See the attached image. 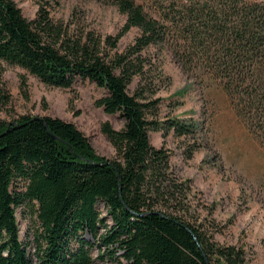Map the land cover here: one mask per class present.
Returning a JSON list of instances; mask_svg holds the SVG:
<instances>
[{
  "label": "trees",
  "instance_id": "1",
  "mask_svg": "<svg viewBox=\"0 0 264 264\" xmlns=\"http://www.w3.org/2000/svg\"><path fill=\"white\" fill-rule=\"evenodd\" d=\"M94 1L125 17L115 36L56 20L47 3L27 20L13 0H0V79L6 64L54 88L88 80L104 91L95 104L125 120L121 131L102 125L117 151L113 159L98 156L74 124L59 118L0 120V264H95L94 247L98 259L112 260L118 250L127 264H248L242 248L217 243L188 219L187 188L170 171L167 150L150 144L149 132L160 127L149 119L158 100L146 95L154 66L145 53L165 47L182 66L217 82L264 144V0ZM133 28L138 36L118 52ZM195 128L171 120L164 136L173 130L187 138ZM23 203L35 208L38 223L32 252L16 217Z\"/></svg>",
  "mask_w": 264,
  "mask_h": 264
},
{
  "label": "rangeland",
  "instance_id": "2",
  "mask_svg": "<svg viewBox=\"0 0 264 264\" xmlns=\"http://www.w3.org/2000/svg\"><path fill=\"white\" fill-rule=\"evenodd\" d=\"M13 1L27 20L35 17L40 3H47L52 18L66 24L75 22L79 29L102 36H115L125 23L115 6L94 0ZM138 34L133 28L121 37L118 52H123ZM145 58L154 66L146 95L151 91V100H158L157 113L149 114V119L160 127L149 132L150 144L167 150L170 171L187 188L183 203L188 219L213 233L217 243L242 248L248 264H264V144L259 130H249L217 82L190 65L182 66L171 50L151 48ZM2 67L1 121L11 123L21 116L59 118L74 124L98 156H117L102 125L108 123L113 130L121 131L125 120L118 113L106 114L95 104L104 96L102 89L82 79H76L70 89L54 88L17 66ZM136 85L134 79L128 86L130 94ZM171 120L193 123V136L178 137L173 130L164 136V127ZM96 209L101 217H107L102 202ZM16 217L20 238L32 252V233L38 226L35 208L23 203L16 209ZM85 238L91 240L89 235ZM120 254L117 250L112 260H102L97 258L96 247L92 251L95 264H127Z\"/></svg>",
  "mask_w": 264,
  "mask_h": 264
}]
</instances>
